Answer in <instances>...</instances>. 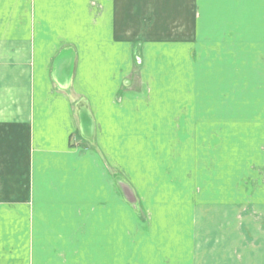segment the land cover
<instances>
[{"label": "crops", "instance_id": "obj_1", "mask_svg": "<svg viewBox=\"0 0 264 264\" xmlns=\"http://www.w3.org/2000/svg\"><path fill=\"white\" fill-rule=\"evenodd\" d=\"M200 3L0 0V264H123L127 256L137 264L133 239L155 245L153 232H133L147 222L175 230L167 237L177 240L175 258L161 264H192L203 226L211 264H264V83L241 104L242 123L256 118L247 150L226 152L205 191L188 185L184 161L176 186L162 182L160 125H139L137 105L118 98L138 48L196 46ZM210 110L217 115V105ZM124 143L137 158L128 188L144 199L143 212L137 201L123 204L116 181Z\"/></svg>", "mask_w": 264, "mask_h": 264}, {"label": "rangeland", "instance_id": "obj_2", "mask_svg": "<svg viewBox=\"0 0 264 264\" xmlns=\"http://www.w3.org/2000/svg\"><path fill=\"white\" fill-rule=\"evenodd\" d=\"M197 11L201 39L196 46H173L170 49L152 46L145 51L142 47L138 48L135 68H130V64L127 69L124 68L125 73H129L118 98L126 104L137 105L135 110L139 125L147 126L149 122L150 125H160L155 151L159 168L163 166L161 169L166 174L162 182L176 186L180 174L177 171L184 161V178L188 185L190 183L205 191L215 183L211 174L225 163V153L246 151L249 141L243 137L253 135V124L249 122H255L256 118H252L251 112V117L242 123L240 109L242 103L254 102V96L261 92V83H264L263 79H258L259 75H264V0H201ZM189 102L196 105L194 112L190 111ZM216 105L217 115L212 116L210 109ZM179 119L184 121L180 129V140L184 141L178 144ZM227 125L228 128H225ZM214 138L217 139L216 155L212 152L216 143ZM92 139L90 142L96 145V139ZM181 145L182 148H179ZM127 146L123 144L121 176L116 181L122 180L123 204L128 201L135 204L137 201L138 208L143 212L144 199L135 189L128 188L131 185L129 172L135 170L136 173L138 167L137 158L128 153ZM140 165V168H148L146 162ZM139 181L143 183L142 179ZM158 194L168 197L165 191ZM161 202V198H156L155 205ZM168 230L166 224L150 222L134 229L133 232L137 233L153 232L156 237L153 241L155 245L147 239L139 240L140 236L133 239L141 249L138 256L141 261L137 264H161L163 260L171 263L174 260L175 257L168 253L177 250L178 243L176 239L167 238L175 231L169 226ZM202 230L203 240L199 243L191 241L193 249L201 247L195 257H190L192 264H211L213 259L209 253V237L204 239L208 230L204 226ZM151 246L156 254H153ZM11 253H14L13 246ZM130 258L123 257V264H132Z\"/></svg>", "mask_w": 264, "mask_h": 264}]
</instances>
